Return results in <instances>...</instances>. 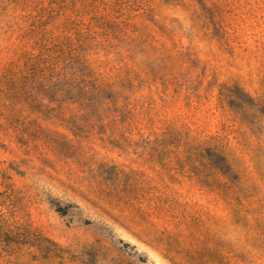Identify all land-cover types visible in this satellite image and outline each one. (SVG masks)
Instances as JSON below:
<instances>
[{"label":"rangeland","instance_id":"1","mask_svg":"<svg viewBox=\"0 0 264 264\" xmlns=\"http://www.w3.org/2000/svg\"><path fill=\"white\" fill-rule=\"evenodd\" d=\"M0 264H264V0H0Z\"/></svg>","mask_w":264,"mask_h":264}]
</instances>
